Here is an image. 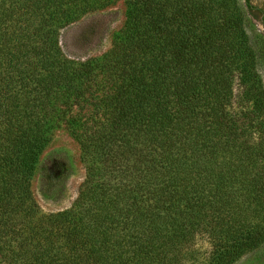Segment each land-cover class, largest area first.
<instances>
[{
    "label": "trees",
    "instance_id": "trees-1",
    "mask_svg": "<svg viewBox=\"0 0 264 264\" xmlns=\"http://www.w3.org/2000/svg\"><path fill=\"white\" fill-rule=\"evenodd\" d=\"M113 1L0 0V264H235L264 244V84L240 0H128L110 52L66 56L62 30ZM62 120L86 179L43 214L32 181Z\"/></svg>",
    "mask_w": 264,
    "mask_h": 264
},
{
    "label": "rangeland",
    "instance_id": "rangeland-1",
    "mask_svg": "<svg viewBox=\"0 0 264 264\" xmlns=\"http://www.w3.org/2000/svg\"><path fill=\"white\" fill-rule=\"evenodd\" d=\"M127 1L114 0L104 10L90 13L62 30L60 43L66 56L73 60H87L101 58L110 52L116 38L125 27ZM250 3L254 8L251 9L252 12L246 1L240 0L241 9L246 17L244 29L257 57V73L264 84V0H250ZM234 88L237 96L240 87L236 83ZM47 172L48 174L52 172V175L61 179L58 183L48 186L45 181ZM85 179L86 166L82 159L80 144L63 120L59 121L32 181L34 199L41 212L51 214L71 209ZM196 242V247L200 248L202 253H208L210 244L205 237ZM235 264H264V244Z\"/></svg>",
    "mask_w": 264,
    "mask_h": 264
},
{
    "label": "flooded vegetation",
    "instance_id": "flooded-vegetation-1",
    "mask_svg": "<svg viewBox=\"0 0 264 264\" xmlns=\"http://www.w3.org/2000/svg\"><path fill=\"white\" fill-rule=\"evenodd\" d=\"M249 4H251V3H250V0H249ZM251 7L253 8V5H252V4H251ZM253 9H254V8H253Z\"/></svg>",
    "mask_w": 264,
    "mask_h": 264
}]
</instances>
